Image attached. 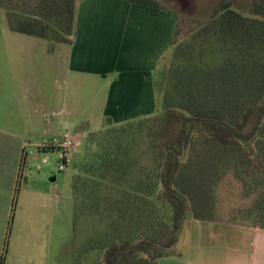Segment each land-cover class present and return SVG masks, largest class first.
<instances>
[{"label":"trees","instance_id":"obj_1","mask_svg":"<svg viewBox=\"0 0 264 264\" xmlns=\"http://www.w3.org/2000/svg\"><path fill=\"white\" fill-rule=\"evenodd\" d=\"M79 1L0 0V10L12 32L47 40L52 52L53 44L73 43ZM124 1L167 10L156 0ZM178 27L179 21L162 114L111 124L88 136L81 176L72 185L74 231L82 224L87 228L78 264L83 255L108 248L105 264H157L175 255L177 248L165 247L177 243L186 211L195 221L218 220L216 191L230 174L246 197H254L252 206L238 212L239 220L264 228V0L219 1L197 36L213 41L223 56L211 68L177 46ZM251 118L254 126L246 133ZM140 119L151 123L147 147L137 152L134 146L133 153L123 139ZM173 123L183 127L162 144ZM248 141L251 154L242 144ZM144 155L149 165L143 164ZM160 203L168 206V217ZM142 252L151 261L140 258Z\"/></svg>","mask_w":264,"mask_h":264},{"label":"rangeland","instance_id":"obj_2","mask_svg":"<svg viewBox=\"0 0 264 264\" xmlns=\"http://www.w3.org/2000/svg\"><path fill=\"white\" fill-rule=\"evenodd\" d=\"M163 8L175 11L179 16L177 46H182L189 58L197 61L205 68L217 66L222 61V54L213 41L197 37L200 28L209 22L214 9L220 0H156ZM252 0H237V3L251 4ZM0 115L13 112L14 118H23L22 125L26 133L28 145L27 157L21 163L20 174L16 181V191H21L18 205L14 203V215L11 216L7 233L0 245V264H78L79 248L87 241V228L84 224L74 231V201L72 185L81 176V163L88 153L87 139L90 133L115 124L105 120L104 102L108 89L104 88L102 78L95 75L79 74L67 70L61 50L56 54H48L50 42L10 30L6 12L0 10ZM65 49V47L62 46ZM189 53V54H188ZM172 51L165 60V77L163 91L167 88V72L169 71ZM7 62V64H6ZM20 62V63H19ZM163 100V97H162ZM161 109V108H160ZM35 111L45 113L49 122L60 123L62 116L73 118L79 128L74 131L78 142L77 152L71 164L64 170L58 169L59 153L42 152L45 144L52 142L60 135L51 131L54 136L43 134L45 125L35 122ZM21 115H18V114ZM162 111L150 116H160ZM19 121L17 120V123ZM22 122V121H21ZM143 122V123H141ZM151 125L145 120H137L127 129L124 136L126 145L136 147L142 152L147 147V133ZM142 126V127H141ZM253 118L245 127V132L252 131ZM180 124H171L162 136V144L174 138ZM57 134V135H55ZM44 145L38 148V144ZM135 143V144H134ZM246 152H252L250 142L242 143ZM49 158L42 163L43 158ZM182 158V157H180ZM165 162L162 173L165 171ZM143 164L149 165L148 156H143ZM56 176V181L51 179ZM163 186L159 190L163 194ZM45 192L53 195V201L45 200ZM218 199V220L223 222H241L238 212L252 206L254 197H246L242 185L230 174L219 185L216 191ZM55 198V199H54ZM168 217L170 210L165 204H159ZM217 220V221H218ZM210 228V223L195 221L186 213L181 234L186 235L191 229ZM203 228V227H202ZM144 238L136 242L142 241ZM217 240V239H216ZM133 242L132 246L136 245ZM167 239L164 241L166 245ZM109 250V248L107 249ZM90 252L83 255L80 264H105L106 253ZM146 262L151 257L146 253L138 255Z\"/></svg>","mask_w":264,"mask_h":264},{"label":"crops","instance_id":"obj_3","mask_svg":"<svg viewBox=\"0 0 264 264\" xmlns=\"http://www.w3.org/2000/svg\"><path fill=\"white\" fill-rule=\"evenodd\" d=\"M178 21L175 11L124 0H80L73 43L53 44L48 54L61 50L67 70L102 78L108 89L104 121L125 123L160 111L165 60L171 53ZM10 111L0 115L1 246L14 215V203L18 205L21 199L16 181L28 145L23 118H14ZM35 114V122L45 125L46 136L51 131L74 134L79 128L70 115H63L60 123L54 124L45 113ZM45 143L37 145L39 150ZM45 195L46 201H53V195ZM204 223H210L208 230L204 226L191 229L184 239L181 234L176 254L161 258L157 264H264V228L249 220Z\"/></svg>","mask_w":264,"mask_h":264},{"label":"built area","instance_id":"obj_4","mask_svg":"<svg viewBox=\"0 0 264 264\" xmlns=\"http://www.w3.org/2000/svg\"><path fill=\"white\" fill-rule=\"evenodd\" d=\"M78 142L76 136L71 133H65L58 136L52 142L45 144L44 152H58L59 164L58 169L64 170L66 166L70 165L77 152ZM49 158H43L42 163H47Z\"/></svg>","mask_w":264,"mask_h":264},{"label":"water","instance_id":"obj_5","mask_svg":"<svg viewBox=\"0 0 264 264\" xmlns=\"http://www.w3.org/2000/svg\"><path fill=\"white\" fill-rule=\"evenodd\" d=\"M56 176H54L52 179H51V181H56ZM186 213H187V211H186ZM184 221V220H183ZM183 227V222H182V224H181V227L179 228V230H177V232H176V237H178V235H179V232H180V230H181V228ZM141 241V240H140ZM139 241V242H140ZM139 242H136V243H134V244H138ZM175 246V244L174 245H172V247H174Z\"/></svg>","mask_w":264,"mask_h":264}]
</instances>
